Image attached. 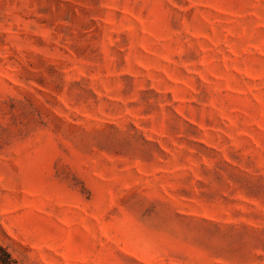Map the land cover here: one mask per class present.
<instances>
[{"label":"rangeland","instance_id":"374dc122","mask_svg":"<svg viewBox=\"0 0 264 264\" xmlns=\"http://www.w3.org/2000/svg\"><path fill=\"white\" fill-rule=\"evenodd\" d=\"M0 245L264 264V0H0Z\"/></svg>","mask_w":264,"mask_h":264},{"label":"trees","instance_id":"16d2710c","mask_svg":"<svg viewBox=\"0 0 264 264\" xmlns=\"http://www.w3.org/2000/svg\"><path fill=\"white\" fill-rule=\"evenodd\" d=\"M0 264H15V260L1 245H0Z\"/></svg>","mask_w":264,"mask_h":264}]
</instances>
